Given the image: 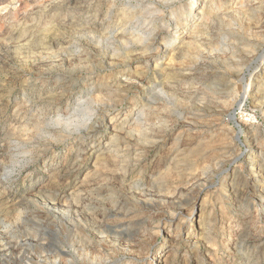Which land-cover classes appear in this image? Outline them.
<instances>
[{
    "label": "rangeland",
    "instance_id": "1",
    "mask_svg": "<svg viewBox=\"0 0 264 264\" xmlns=\"http://www.w3.org/2000/svg\"><path fill=\"white\" fill-rule=\"evenodd\" d=\"M191 1L0 0V264H264V2Z\"/></svg>",
    "mask_w": 264,
    "mask_h": 264
},
{
    "label": "bare ground",
    "instance_id": "2",
    "mask_svg": "<svg viewBox=\"0 0 264 264\" xmlns=\"http://www.w3.org/2000/svg\"><path fill=\"white\" fill-rule=\"evenodd\" d=\"M199 1H205V0H192L189 3V5H188L187 10L189 12H192L193 13V10L195 9V7L197 5V2H199ZM220 1H222V0H220ZM228 1L229 0H224L223 3H227ZM246 1L248 3H250L249 0H246ZM253 1H255V0H253ZM257 1H260L258 3L264 2V0H257ZM135 6L132 3H128L127 4V9H126L125 13L124 14L122 13V16H123V19H122L123 20V25H137L141 29L139 31L135 32V33L133 32V33H130V34H126L125 31H120V30L119 31L110 30L108 32V34L105 35V37L104 36L102 37V40L104 39V40H106L108 42H111V43L117 42V44L118 43L120 44L119 46H124L125 49L126 48L127 49L128 48L129 49L133 48V49H141V50H143L144 56L147 57L145 59L146 62H147L146 63L147 70L149 68H152V71L153 72L156 71V72H158L160 74L163 73V72H165V71H167V70H173V68L170 67V64L172 63V61L174 59L173 55H170L169 56V61L166 64H163L161 62H157V60H156L157 57H158L157 55L159 53H161L162 49H166L168 51L171 48V45L166 44L164 40H162L161 43L156 44V39H157L156 37H157V34L158 33H161V32H166L168 34L171 33L172 32L171 27L174 26L175 28H179V30L182 29L181 32L179 33V36L176 38V39H178L183 34L184 35L186 34L185 31H183L185 29V25H183L180 21H178L177 19H174L173 17H169V19H166V20H160L159 18H153L154 19L153 21L152 20H146L145 22H140L139 19H137V17H136V11L144 6L143 1H142V3H138ZM251 7L254 8L255 6H251ZM111 11H112V8H110V10H108V15L107 16H109V14H110ZM235 11L237 12V9ZM157 21L159 22V25H156L155 24ZM90 22H91V26H94V27H98V26L102 27L103 24H104L103 19L102 20H99L98 18H94V19L90 20ZM131 29H133V28H131ZM174 35H176V34H174ZM99 38H101V37H99ZM154 53H156V54H154ZM167 72H169L168 75H170V72H172V71H167ZM209 76H210V74H209ZM262 77H264V75H259L258 73H255V75L249 77L248 82H246V81L243 82L244 83V85H243V96L241 98V101H239V104H238V107L239 108L237 110L233 111L231 113V115L229 116V119L231 121H233L236 126H239V124H240V121L239 120L241 118V117H239V119H238L236 117L237 111H240L242 109V107L244 106V104L246 102V99L249 97V95L252 94V93H254L255 96L256 95H258V96L261 95L262 91L259 89L261 87V85L255 86L252 83H253V81L255 79L262 78ZM154 81H155V84L159 85V87L162 86V84L165 85V84L168 83V82H163V80L160 79V76H159V78L157 76H155L154 77ZM155 84H153V85H155ZM166 86H168V85H166ZM159 94L164 95L165 94L164 93V90L161 89V91L159 92ZM116 127H117V125H114L112 127V129H115ZM122 129H124L123 126H121L119 128V131H121ZM110 149L111 148H109V147H105L102 150L101 154L103 155L104 151L110 152L109 151ZM113 151H116V150L113 149ZM246 153L249 156H251V157H252V155H255V154L250 153V151H246ZM255 156H256L255 157L256 159L261 158V157H259V155H255ZM260 167H261V164H259V165L257 164L255 167H251V170L252 171H255V175H256L255 178H254V182H253L255 184L256 183H260V182L264 184V170H261V168L263 167V165H262L261 168ZM263 184H262V188H263V192L262 193L264 194V185ZM92 215L93 216H97L99 214L92 213ZM127 219H128V217H127ZM180 235H181V232H180Z\"/></svg>",
    "mask_w": 264,
    "mask_h": 264
}]
</instances>
